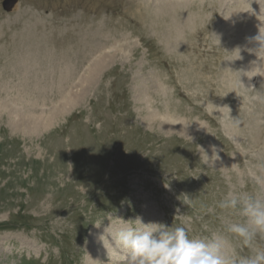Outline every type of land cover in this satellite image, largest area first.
Masks as SVG:
<instances>
[{"label":"rangeland","instance_id":"374dc122","mask_svg":"<svg viewBox=\"0 0 264 264\" xmlns=\"http://www.w3.org/2000/svg\"><path fill=\"white\" fill-rule=\"evenodd\" d=\"M2 2L0 264H108V213L199 238L264 198V0Z\"/></svg>","mask_w":264,"mask_h":264},{"label":"clouds","instance_id":"9594fccd","mask_svg":"<svg viewBox=\"0 0 264 264\" xmlns=\"http://www.w3.org/2000/svg\"><path fill=\"white\" fill-rule=\"evenodd\" d=\"M249 39L256 46L248 51L261 62L264 34L259 32ZM240 51L238 46V59L242 58ZM217 206L222 213L241 219L199 238L190 237L182 225L144 223L139 216L126 221L108 213L92 224L103 228L98 240L107 250L108 264H264V198L249 192H229Z\"/></svg>","mask_w":264,"mask_h":264},{"label":"bare ground","instance_id":"6f19581e","mask_svg":"<svg viewBox=\"0 0 264 264\" xmlns=\"http://www.w3.org/2000/svg\"><path fill=\"white\" fill-rule=\"evenodd\" d=\"M162 4V3H161ZM97 41V40H96ZM106 44V43H105ZM94 45V44H93ZM96 46V45H95ZM94 46V47H95ZM107 46V45H106ZM107 48V47H106ZM115 48V47H114ZM100 49V48H99ZM116 50H119V49H116ZM107 54V53H106ZM109 54V53H108ZM106 57H109V56H106ZM110 58V57H109ZM101 59V58H100ZM57 62V61H56ZM60 62V61H59ZM105 59H103V60H100V61H94L93 62V60H92V62L89 64V75L87 76V77H85L84 78V82L85 83H88L91 79H93V78H95L96 77V75L97 74H100L102 71H104V69H105ZM74 64V63H73ZM62 65V64H61ZM77 66V65H76ZM73 68V67H72ZM59 69V68H58ZM70 69H71V67L70 68H68L66 71H65V73L62 75V76H60L59 77V81L58 82H60L61 84H63V86L64 85H66L67 83H69V79L72 77V72L73 71H70ZM72 70V69H71ZM76 70H78V67H77V69ZM83 72V71H82ZM35 73V72H34ZM73 73H75V72H73ZM29 74V73H28ZM83 76V75H82ZM42 77V76H41ZM76 78V77H75ZM83 79V78H82ZM25 80V79H24ZM36 81V80H35ZM37 82V81H36ZM71 82V81H70ZM91 82V81H90ZM54 84V83H53ZM82 84H84V83H82ZM90 84V83H89ZM34 85V84H33ZM39 85V84H38ZM85 85V84H84ZM58 90V89H57ZM139 91H140V94H143V91H142V89L140 90V89H138ZM46 91V90H45ZM54 91V90H53ZM66 91V90H65ZM62 93V92H61ZM78 94V93H77ZM59 95V94H58ZM70 102V101H69ZM72 102V101H71ZM66 106H67V103L65 104ZM70 105V104H69ZM63 107V106H62ZM66 108V107H65ZM71 108V107H70ZM72 109V108H71ZM51 118L53 117L52 115L50 116ZM48 118V117H47ZM46 118V119H47ZM39 120V119H38ZM49 120V119H48ZM33 121V120H32ZM159 121V120H158ZM22 122V121H21ZM42 127H45V126H41V124L40 123H33L31 126L29 125V126H25L24 128L25 129H28V130H30V131H34L35 132V130H38L39 128L41 129ZM21 128V127H20ZM23 128V127H22ZM171 128V127H170ZM91 242V241H90ZM92 242H95V240H93ZM97 242V241H96ZM99 242V241H98ZM101 247H102V249H104V247L102 246V245H100ZM92 247H93V245H92ZM100 247V248H101ZM103 251V250H102ZM107 252V250L106 249H104V253L105 254H107L106 253ZM99 255H96V253H95V251H94V248H90L89 249V254H90V256H88V259H86V263H88V262H91V261H93V260H95V259H98V258H100V257H103V255L101 254V252H97ZM107 256V255H106ZM95 258V259H94ZM103 258H105V257H103ZM101 259V258H100Z\"/></svg>","mask_w":264,"mask_h":264},{"label":"water","instance_id":"95a60500","mask_svg":"<svg viewBox=\"0 0 264 264\" xmlns=\"http://www.w3.org/2000/svg\"><path fill=\"white\" fill-rule=\"evenodd\" d=\"M17 2V0H4L3 1V8L5 11H10L12 6Z\"/></svg>","mask_w":264,"mask_h":264}]
</instances>
